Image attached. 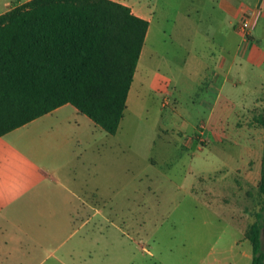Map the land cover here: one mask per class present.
I'll use <instances>...</instances> for the list:
<instances>
[{"label": "rangeland", "instance_id": "1", "mask_svg": "<svg viewBox=\"0 0 264 264\" xmlns=\"http://www.w3.org/2000/svg\"><path fill=\"white\" fill-rule=\"evenodd\" d=\"M17 1L22 0H0V14ZM257 25L254 35L262 37L264 18ZM159 45L173 49L162 36ZM260 73L263 82V66ZM253 86L224 90L221 101L231 113L224 121L215 115L211 124L204 121L209 110L202 102L209 100L202 85L155 93L134 88L115 136L81 113L72 117L67 108L2 140L27 148L38 132L61 131L70 149L87 148L83 164L65 171V179L74 180L75 188L83 185L90 201L68 229H110V256L97 264H250L245 234L261 207L264 141V87ZM180 114L188 121L175 134L184 124ZM261 241L264 250V222Z\"/></svg>", "mask_w": 264, "mask_h": 264}, {"label": "crops", "instance_id": "2", "mask_svg": "<svg viewBox=\"0 0 264 264\" xmlns=\"http://www.w3.org/2000/svg\"><path fill=\"white\" fill-rule=\"evenodd\" d=\"M112 1L128 6L135 16L148 22L127 100L134 88L155 93L158 89L202 85L209 100L202 102L209 110L204 121L211 124L216 121L215 115L224 121L231 113L227 102L221 101L224 90L251 84L252 89L264 87L259 76L261 66L264 67V35H254L258 19L264 18V0ZM250 9L258 15L254 16L244 41L236 31V23L241 13ZM161 36L163 43L172 44V51L163 50L160 45L155 48V41L161 40ZM211 45L216 50H210ZM67 108L72 117L80 114L65 104L29 123ZM182 121L184 126L175 128V134L185 131L188 120ZM2 138L0 264H97L99 259L109 257L110 229H68L73 219L83 217L90 201L84 196L83 185L78 189L74 180L65 179V171L72 165L83 164L87 148L70 149L68 134L61 131L38 132L27 148L11 146ZM48 138L55 143L46 145ZM89 207L99 213L97 206Z\"/></svg>", "mask_w": 264, "mask_h": 264}, {"label": "trees", "instance_id": "3", "mask_svg": "<svg viewBox=\"0 0 264 264\" xmlns=\"http://www.w3.org/2000/svg\"><path fill=\"white\" fill-rule=\"evenodd\" d=\"M147 28L112 0H27L1 13L0 137L65 104L114 135ZM258 190L250 264H264V141Z\"/></svg>", "mask_w": 264, "mask_h": 264}, {"label": "built area", "instance_id": "4", "mask_svg": "<svg viewBox=\"0 0 264 264\" xmlns=\"http://www.w3.org/2000/svg\"><path fill=\"white\" fill-rule=\"evenodd\" d=\"M258 13L256 10H244V12L241 13L239 16L237 23H236V29L238 33L242 36V39L244 41L247 40L249 36V32L252 29V24L254 16H257Z\"/></svg>", "mask_w": 264, "mask_h": 264}]
</instances>
